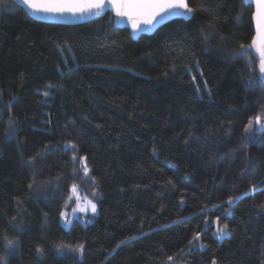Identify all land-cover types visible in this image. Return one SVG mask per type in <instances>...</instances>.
Returning a JSON list of instances; mask_svg holds the SVG:
<instances>
[{"label": "trees", "instance_id": "obj_1", "mask_svg": "<svg viewBox=\"0 0 264 264\" xmlns=\"http://www.w3.org/2000/svg\"><path fill=\"white\" fill-rule=\"evenodd\" d=\"M188 3V20L134 40L110 14L44 23L0 0L7 264H264V136L249 142L243 132L264 106V83L254 51L238 54L254 35L253 7ZM67 141L87 157L88 177ZM73 183L98 213L64 227L59 211ZM230 195L239 199L228 205ZM216 216L229 226L220 238L202 223ZM198 230L200 242L189 244ZM5 232L18 239L14 251L4 248ZM61 243H82L83 253L58 252Z\"/></svg>", "mask_w": 264, "mask_h": 264}, {"label": "snow or ice", "instance_id": "obj_2", "mask_svg": "<svg viewBox=\"0 0 264 264\" xmlns=\"http://www.w3.org/2000/svg\"><path fill=\"white\" fill-rule=\"evenodd\" d=\"M19 5L26 6L33 14L43 13L51 16H73V17H102L107 9H110L114 17L117 18V23L126 21L128 26L131 28L132 33H138L145 31L149 28L155 27L156 24L160 23L162 20H166L169 17H185L193 13L194 9L190 7L188 0H15ZM246 6L254 7V11L251 13V22L254 23L255 33L251 37V42L249 44L241 43L239 45V55H247L249 52L254 51L256 57L258 58V69L259 75L256 77L261 83H264V0H243ZM239 19V17H237ZM249 66L252 64V60L248 61ZM23 75V74H21ZM201 76L203 74L201 73ZM250 77V82H252ZM195 82V77H193ZM204 88L209 92L210 89L207 88V81H203ZM49 88L54 87L53 85H48ZM200 85H196V91L199 92ZM50 93L45 92L44 95L48 96ZM243 132L245 136L248 137L249 142H253L258 136H264V106L261 110L257 112L254 116H249L247 123L244 125ZM65 148L73 150V155L71 157L72 162L75 164L77 159H79L80 165L82 166V171L84 177H88L90 169L87 166V157L80 156L77 157L76 151L77 145L72 141H67L65 143ZM156 149L153 148V153L155 154ZM75 174V170H74ZM93 184L95 183V178L92 177ZM31 187V185L29 186ZM257 185L252 184L249 191H255ZM97 193L93 191L91 193L92 197H95ZM238 196H228L224 203L231 205L235 200H238ZM183 203V200L181 201ZM215 209L221 207L220 204L212 206ZM207 215L209 209L205 205L200 209ZM95 215L97 212V205L93 202V199L87 196H81L78 192V187L76 183L71 185L68 197L64 204L61 206L59 211V218L61 223L65 227H68L73 223L74 219H80L82 215L87 213ZM47 215V213H45ZM15 220V217H13ZM204 225H214L215 232L214 235L217 238L223 237L228 234V224L221 223V217L216 216L213 220L204 219L202 221ZM4 248L8 251H14L16 245L18 244V239L10 238L5 232L2 236ZM201 240V231H195L192 235L189 244L193 242L199 243ZM121 244L124 241L120 242ZM120 244H117V248ZM200 247H204L200 244ZM67 249L71 252L83 253L84 245L77 244L64 245L63 243L57 245V251H63ZM38 255H42L43 249L41 247L36 248ZM167 259L171 261L172 256H168ZM0 264H7V257L0 256ZM212 264H216L213 260Z\"/></svg>", "mask_w": 264, "mask_h": 264}, {"label": "water", "instance_id": "obj_3", "mask_svg": "<svg viewBox=\"0 0 264 264\" xmlns=\"http://www.w3.org/2000/svg\"><path fill=\"white\" fill-rule=\"evenodd\" d=\"M13 1H15V0H13ZM19 6L22 7L32 19H35L37 21H41V22H44V23L77 25V24H83V23H87V22H90V21H93V20L101 18V17L80 18V17H73V16H70V15L69 16H51V15H46V14H43V13L33 14L26 6H23V5H19ZM253 11H254V7H253ZM106 14H110L113 17V23H114V26L116 28L128 29L130 31V34H131V36H132V38L134 40H137L141 35H151V34L155 33V31L159 27H161L162 25H164V24H166L169 21H172L174 19L188 20L190 18V15L189 16H185V17H169L166 20H162L160 23L156 24L155 27L149 28V29H147L145 31H142V32L132 33V30L128 26L126 21L117 23V18L114 17V15H113V13L111 12L110 9H107L105 11V13L102 15V17H104ZM252 24H253V29H254V33H255L254 23H252Z\"/></svg>", "mask_w": 264, "mask_h": 264}, {"label": "rangeland", "instance_id": "obj_4", "mask_svg": "<svg viewBox=\"0 0 264 264\" xmlns=\"http://www.w3.org/2000/svg\"><path fill=\"white\" fill-rule=\"evenodd\" d=\"M80 194V193H79ZM81 195V194H80ZM95 203V202H94ZM96 204V203H95ZM97 213H98V208H97V212H96V214L95 215H97ZM95 215H92L90 212L89 213H87L86 215H82L81 216V218L79 219V220H81L82 222H90L92 219H93V217L95 216ZM61 222V221H60ZM62 225H63V223H61ZM64 226V225H63ZM65 227V226H64ZM69 227V226H68Z\"/></svg>", "mask_w": 264, "mask_h": 264}]
</instances>
